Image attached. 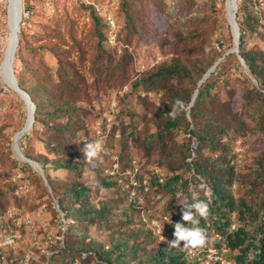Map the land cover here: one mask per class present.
I'll list each match as a JSON object with an SVG mask.
<instances>
[{"label":"rangeland","instance_id":"374dc122","mask_svg":"<svg viewBox=\"0 0 264 264\" xmlns=\"http://www.w3.org/2000/svg\"><path fill=\"white\" fill-rule=\"evenodd\" d=\"M121 1L70 0L39 5L25 25L20 26L24 42L35 50L21 47L18 52L16 50L13 62L16 78L20 76L29 83L38 80L50 87L54 94L65 98V106L74 111L71 117L54 122L59 126L69 125L64 133H56L39 124L36 126L38 136L33 134L27 140L21 137L19 145L30 156L42 154L51 159L54 157L47 152V142L76 146L82 141L83 146L76 147L80 151L81 156L77 159L83 172L49 170V174L53 179L64 181L60 187L75 180L87 181L93 186L90 200L109 202L117 210L115 221L109 224L91 222L85 241L89 244L95 242L94 245L107 240V236L119 227L133 231L143 240L158 241L150 231L151 220L160 221L164 233L172 236L171 225L175 223L183 201L178 194L183 193L186 197L185 193L192 191L190 182L189 187L177 190L175 194L165 190L154 192L150 188L148 193L137 191L131 197L124 189L131 161L136 160L140 164L139 172L148 178L156 174L160 178L182 174L184 180L191 178L185 170V163L192 158L202 160L210 155L205 143L199 142L200 151L188 158L189 142L193 148L198 142L185 135L181 128L164 132L161 140L157 136L161 123L172 111L169 103L178 99L184 102V95H176L180 82L164 80L153 84L149 83L148 77L162 62L182 56L184 44L176 39V28L180 24L173 22L171 25L165 12L153 1H134L137 14L141 16L140 21L136 20V31L121 12ZM164 1L172 13L182 10L188 1L193 11L188 17L196 18L194 22L188 21V26L202 29L204 57L232 47L226 0ZM212 5L215 11L210 13ZM85 6L92 7L99 17L98 23ZM238 7L237 2V10ZM254 7L260 8L262 15L258 16L257 31L246 32L244 47L264 52V1L260 0V5ZM207 12L210 18L203 26L202 15ZM0 29L1 65L9 34L8 19L4 14L0 18ZM217 41L223 43V48ZM62 67L64 77H60ZM238 69L247 73L242 65L236 67L233 60L227 62L225 76L210 80L212 91L203 106L230 135L224 140H230L228 158L231 160L229 165L234 168V177L228 187L230 193L236 199L244 198L257 206L264 203V184L255 176L260 167L264 168V101L252 89V86L258 88L257 84L248 76L246 81ZM229 73L234 74L227 78ZM136 81L140 84L134 87ZM181 85L186 88L185 92L193 89L190 81L184 80ZM41 97L47 98L48 94L42 93ZM255 104L260 106L259 110L253 107ZM245 109L254 118L262 119H259L261 130L255 128L256 136L249 129L254 126L250 118L246 119V129L249 130H238L236 117ZM27 111V105L7 86L0 74V238L9 233L16 236L13 247L1 249L7 256L0 258V264H47L53 253L44 250L46 242L52 241L61 247L64 241L60 232L65 227L61 225L62 218L55 213L59 211L55 202H50V195L46 194L48 189L44 190L43 182L31 170L23 168L25 162L13 150L14 135L24 127ZM187 120L191 123L190 128L193 127L195 122L192 123L191 117L187 116ZM101 136L105 146L100 158L87 160L82 150L85 143ZM47 167L52 166L48 164ZM106 180L113 183V188L104 186ZM193 183L197 184L200 195L209 197L207 187L201 190L199 183ZM129 199L135 201V207L123 211L131 204ZM196 247L202 249V245ZM85 254L81 258L75 255L72 264H95ZM60 261L56 258L54 264Z\"/></svg>","mask_w":264,"mask_h":264},{"label":"trees","instance_id":"16d2710c","mask_svg":"<svg viewBox=\"0 0 264 264\" xmlns=\"http://www.w3.org/2000/svg\"><path fill=\"white\" fill-rule=\"evenodd\" d=\"M134 1H153L155 5H158L165 12L171 25L173 22L177 23L178 26L180 24V27L176 28V39H179L184 44L182 56L164 61L158 65L156 72L148 77L149 83L158 84L164 80L180 82L176 95H184V102L189 105L195 90L198 89L190 111L192 123L195 122L193 123V127L190 128L191 123L187 120V116L184 113H180L175 118L168 114L167 118L160 125V133L157 134L158 138L161 140L164 132L181 128L185 135L195 138L196 142H198L194 148L191 147V143L189 142L187 148L189 151L188 158H192V153L196 154L200 151L199 142H204V145L210 151V155L204 156L202 160L192 158L190 162L185 163V170L191 174L190 179L182 180V174H174L167 178H160L156 174L153 178L147 177V185L144 186L140 183L135 188V195L137 191L148 193L150 188H153L154 192L165 190L166 192L175 194L177 190L189 187L190 182H192L193 186H197V184L193 183L194 181L199 184H205L209 191V197L200 195V198L208 202V214L205 217H201L199 223L205 228L210 239L202 247H213L219 251L224 249V258L237 264H264V203H258L256 206V204H252L244 198L236 199L230 193L228 187L234 177V168L229 165L231 160L228 157H230L231 147L228 142L230 140L224 141L230 135L226 127L212 119L203 106L206 98L212 91L210 80L217 76H225L226 72L224 68L227 67L228 61L233 60L236 63V67H239L241 65L239 56L245 62L247 75L244 71L238 69L239 74L246 81L251 78L253 83L257 84L258 88L252 86V89L254 88L257 97L262 102L264 101V52L246 50L244 47L246 32L257 31L255 26L259 22L258 16L262 15V10L260 8L255 9L253 6L260 5V0H237L239 7L236 13V20L240 30L239 54L229 53L226 55L199 87L198 82L202 79L203 75L230 47L222 49L219 52L214 51L211 56L204 57L205 44L204 41H201L202 29L188 26V21L194 22L196 20L194 16L188 17L193 12L188 1L183 5L182 10L172 13L166 8L164 0H122L120 6L121 12L124 14L127 23L134 29L136 28V20H141V16L137 14L138 9H136ZM85 8L90 10L92 17L98 23L99 17L95 14L92 7L85 6ZM214 11V6H210V13ZM210 13L207 12L205 15H202V20H204L203 26L207 24V18H210ZM3 14L6 15V8ZM197 16L199 15L197 14ZM22 37V32L20 31L17 52L21 47H25L27 50H35V47L28 46ZM217 43L220 48H223L222 42L217 41ZM63 67L61 68L63 70L60 73V77H64ZM233 74L229 73L226 77L229 78ZM17 79L20 88L30 96L31 101L35 105L33 125L22 137L27 140L33 134L38 136L39 133L36 126L39 124H44L48 130H54L56 133H64V130H67L69 125L59 126L54 124V122L61 118H69L74 114L73 110L65 106L64 103H67L65 98L54 94V91L50 87L45 86L38 80L34 83H29L20 76H17ZM184 80L190 81L192 84L193 89L191 92H185L186 88L181 85ZM139 84L140 82L136 81L133 83V86L137 87ZM42 93L48 94V97L42 98ZM169 104V109L175 108V100ZM46 107L48 108L45 109ZM253 107L257 108V110L260 109L258 104H255ZM257 110H255V113ZM250 114L248 109L239 112V115L236 117L238 120V130L245 131L250 129L256 136L258 133L255 132V128L259 131L261 130L260 117L257 119ZM247 118L252 119L254 124L249 129H246ZM43 119L47 120L43 121ZM48 120L53 123H49ZM260 120L262 121V119ZM71 134L73 135V133ZM46 146L47 152L53 154L54 158L49 159L48 155L42 154L30 156L24 149L22 153L25 157L36 161L42 167L47 183H45L41 175L31 165L26 162L23 164L24 169L31 170L43 182L44 190L48 189V191L46 190V194L50 195V202H55L59 210L58 212L55 211V213L58 215V218H62L63 223L61 225L65 227L60 232L64 240L61 247L57 246L55 242H46L47 246L44 247V250L53 253L49 256L47 264H54L56 258L61 260L59 264H69V261H72V264L74 263L73 257L77 255L78 258H81L83 253L91 257L95 264L202 263L199 258L202 259L205 256V250L195 257H190L185 251L173 249L166 241L159 240L155 229L151 226L150 231L158 238V241L154 239H151V241H147V239L143 240L133 231L119 227L117 231L110 233L107 236L108 239L102 241L103 243L100 242L97 245H94L95 242L92 244L87 243L85 241V234L91 226V222L95 224L104 221L109 224L115 221L117 210L109 202L90 200L93 186L87 181H71L69 184L62 186L64 187L62 188L60 184L64 181L62 179H53L50 176L49 170L54 172L60 170L74 173L83 172V166L77 159L78 156H81L79 148L83 146L82 141L77 142L76 146L79 148L70 144L55 143L54 141L47 142ZM133 162L137 163L136 160L131 161V169L133 168ZM48 164H51L52 167L48 168ZM137 166L140 167V164L137 163ZM141 176L143 175L139 172L138 177L140 178ZM255 176L264 184V168L260 167ZM128 177L126 178L127 181ZM104 186L113 188L114 185L112 182L106 180L104 181ZM60 188H62L61 191ZM124 189L131 196V189ZM185 194L191 200V193L186 192ZM134 203L135 201H131V204L123 211L135 207ZM182 208L183 206L180 207L175 222L181 220ZM193 211L195 210L193 209ZM173 224L170 229L172 236L166 235L162 225H160L162 228L161 233L169 239H174ZM194 249L198 250L197 247H194ZM5 255L7 256L5 250H1L0 258L2 259ZM212 264L221 263L214 262Z\"/></svg>","mask_w":264,"mask_h":264},{"label":"clouds","instance_id":"9594fccd","mask_svg":"<svg viewBox=\"0 0 264 264\" xmlns=\"http://www.w3.org/2000/svg\"><path fill=\"white\" fill-rule=\"evenodd\" d=\"M190 111L191 105L186 104V102L178 99L175 102V108H172V111L168 114L173 118H175L180 113H184L185 116L190 117ZM104 146L105 140L102 136L98 137L94 141L86 142L84 148L82 149L84 152V157L90 161L100 158L101 153L104 151ZM198 187L201 190H204L206 185L201 183ZM178 196L183 197V201L180 203L183 206L181 211V220L173 224L174 239L168 242V244L173 249H194V247L203 245L210 239L205 228H203L199 223L200 218L205 217L208 214V202L200 198V193L197 191L196 186H193L192 188L191 200H189L187 197H184L183 193L178 194ZM193 209L195 211H193ZM164 219L167 220L168 217L165 216ZM165 239L166 238L163 235V240ZM6 242L11 243L12 241L9 238V240ZM181 243H183L182 247ZM204 247H202V249L199 251L195 249L197 251V255L203 253L202 250ZM86 255L87 254H85V256ZM200 261L202 262V259H200Z\"/></svg>","mask_w":264,"mask_h":264},{"label":"water","instance_id":"95a60500","mask_svg":"<svg viewBox=\"0 0 264 264\" xmlns=\"http://www.w3.org/2000/svg\"><path fill=\"white\" fill-rule=\"evenodd\" d=\"M228 1L229 0H226L225 2L228 3ZM231 2H232V6H233L232 7V13L231 14L229 13V8H228V6H226V19H227V23L230 27V33L232 36V47L229 50H227L224 53V55L203 75L202 79L198 82V87L215 70L217 64H219L226 55H228L229 53L239 54L240 30H239V26H238V23L236 20L237 0H231ZM22 8H23L22 0H7L6 17H7V19H9L10 16H12V24H13L12 30L8 24L9 34L7 37V43L9 45H12V50H11V58L9 59V62H8L10 81H9V84H7V85L10 89H12L15 93H17V95L24 101L25 104L27 103V105H29V108H30L27 111V119H26V122L24 124V127L14 135L13 150H14L15 154L17 155V157L21 161L26 162L29 165H31L41 175V177L44 179L45 183H47L42 167L36 161L25 157L24 154L22 153V148L19 145V139H21V137L25 133H27L33 125L34 111H35V105L31 101L30 96L23 89H21L20 86L18 85V81H17V78L14 74V69H13L15 52H16L17 46L19 44V33H20V21H21ZM239 60H240L241 65L245 68L246 66H245V62H244L243 58H241L239 56ZM197 92H198V89H196L194 92L192 101L190 103L191 106L193 105V101L197 95Z\"/></svg>","mask_w":264,"mask_h":264},{"label":"built area","instance_id":"2783aa9c","mask_svg":"<svg viewBox=\"0 0 264 264\" xmlns=\"http://www.w3.org/2000/svg\"><path fill=\"white\" fill-rule=\"evenodd\" d=\"M70 0H22L23 3V8H22V13H21V21H20V26H24L26 21L33 15L34 13V9L36 7H38L41 4L44 5H50L51 3H57V2H67ZM5 5L7 6V0L6 2L4 0H0V18L3 15V11H4V7ZM112 24V21H111ZM2 47V32L0 29V49ZM240 162V159H239ZM128 174V181L126 182L125 187L128 189H131V196L135 195V188H137L140 183H142V185H147V177L146 176H141L140 178L138 177L139 175V167L137 166V164L135 162H133V168L127 172ZM153 227L156 231L157 234H159L160 239L162 241H166L167 243L170 242L172 239H169L167 237H165L166 239L163 240V235L161 233V228H160V224L157 220H154L152 222ZM9 238L11 239V243H7L6 241L9 240ZM16 236L13 234H7L4 235L0 238V250L5 248V247H13L15 244V239ZM183 246V243H181V247ZM181 251H185L190 257H195L197 255V251L195 249H178ZM205 250V256L202 258V264H212L214 262H220L221 264H237L234 261H229L226 260L223 256V254L225 253V250L223 249L222 251H219L213 247H204L203 248V252ZM201 258H199L200 260Z\"/></svg>","mask_w":264,"mask_h":264},{"label":"bare ground","instance_id":"6f19581e","mask_svg":"<svg viewBox=\"0 0 264 264\" xmlns=\"http://www.w3.org/2000/svg\"><path fill=\"white\" fill-rule=\"evenodd\" d=\"M226 5L228 6L229 13L231 14L232 13V7H233L231 0H229L228 3H226ZM8 24H9V27L11 28V30H12L13 29L12 16H10V18L8 19ZM11 50H12V45H9L6 42V45L4 47L3 61L1 63V65H0V74H1V77H2V79L4 80V82L6 84H9V81H10L8 62H9V59L11 58ZM26 105H27V103H26ZM27 108H28V110L30 109L29 105H27Z\"/></svg>","mask_w":264,"mask_h":264}]
</instances>
